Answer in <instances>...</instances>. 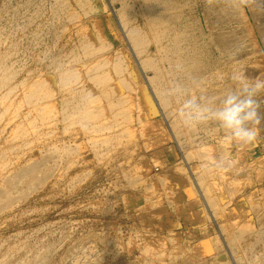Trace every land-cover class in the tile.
<instances>
[{
    "label": "bare ground",
    "instance_id": "6f19581e",
    "mask_svg": "<svg viewBox=\"0 0 264 264\" xmlns=\"http://www.w3.org/2000/svg\"><path fill=\"white\" fill-rule=\"evenodd\" d=\"M197 1L0 0V264H167L195 249L179 243L176 231L150 227L135 231L143 243L125 244L115 217L105 216L111 204L98 205L99 221L86 224L78 212L90 203L62 201L88 196L96 158L124 181L123 203L142 184L143 208L152 207L157 184L179 205L167 178L177 168L154 175L144 153L134 154L139 139L152 143L158 115L184 161L199 162L187 171L213 219L209 146L192 139L179 108L190 96L219 101L237 87L236 73L264 79V11H229L223 0L200 10ZM177 84L186 95L170 96ZM144 108L155 114L150 120ZM212 124L201 123L209 137L217 134ZM232 144L235 156L250 158L248 171L263 169V146L254 142L245 153ZM119 191L107 199L116 201ZM142 218V226L155 225L152 214ZM258 220L257 227L251 220L233 225L234 235L223 239L230 261L202 263L264 264V215ZM123 245L137 250L127 260Z\"/></svg>",
    "mask_w": 264,
    "mask_h": 264
},
{
    "label": "rangeland",
    "instance_id": "374dc122",
    "mask_svg": "<svg viewBox=\"0 0 264 264\" xmlns=\"http://www.w3.org/2000/svg\"><path fill=\"white\" fill-rule=\"evenodd\" d=\"M197 3L200 9V6L208 4V0H198ZM146 93H148L150 103L155 106L151 92L148 90ZM256 99L260 102L261 115L264 116V91L259 93ZM140 111L141 110L137 108V115H139ZM142 111L144 112L142 113V116H145L147 120H150L155 115L150 109L148 112L145 108ZM155 116L156 119L153 117L155 123L151 124L154 131V135H151L153 138L152 143L148 146V138L139 139L136 141V145H138L137 147L140 146V148L138 149L139 151L135 149L134 154L144 153L145 164L149 168V171L154 175L162 173L163 171L171 172L175 167L177 168L173 174L171 173V175H167V178H170L169 181L173 183L175 188L178 187V193L176 192V194L178 195L177 202L179 205L175 206L174 204L169 203L167 200V194H165V192L163 193L160 185L157 184L156 186L154 184V187L152 185L154 191H152L151 194L157 201L152 207L146 209L143 208L144 203L146 204L147 202L138 194L140 190H143L142 184L132 186V193L127 197V203H123L120 201L122 196L118 188L124 184V181L120 179L117 173L113 174L110 168L100 167L95 161L96 158H93V163L97 169H95L91 176V179H93H90L92 187H85L84 189L88 196L79 198V196L76 197L75 195H70L69 198L67 196V199L62 202H69L73 206L81 202L90 203L91 205H89V207L81 208L82 210L78 212L79 216L83 218L86 224L89 222L92 223L93 221H99L96 220L100 215L96 210L98 205L111 204V210L107 212L105 216H107V218H111V215L115 217L114 224L118 227L120 238L125 244L127 242H135L138 245L143 243L142 238L138 237L135 231L143 232V229H147V227H150L149 229L151 232L153 231L161 234L176 231V233H178L179 243L185 244V242L189 241L194 244V250L188 251L187 248L183 249L185 254L182 256V260L177 259L176 262H169V260H167V264H203V260L209 257H222L230 261L223 245L225 238L229 241V237L234 235L232 230L233 225H239L251 220L257 227L259 225V217L264 215V164L262 170L258 164L254 172L252 170L248 171L247 164L251 163L250 158L246 155L242 157L235 156L233 151L234 145L225 139L224 133L218 130L217 125L215 126L212 124V130L216 128L217 134L209 137L206 133H203L205 131H203L204 127L201 124H188V127H191L190 130L195 131L190 133L192 139H199L197 140L199 142L204 139L202 146L204 144L209 146L206 150V152L210 151L209 153H206V164L210 169L207 173V180L209 179L212 185H214H211L212 190L210 194L215 199L214 202L216 204V206L211 205L212 208L208 207L212 213L213 219H211L206 206H204L205 203L208 202L203 201L200 196L201 193L199 194L198 188L189 177L187 171L189 165L198 166L199 162L188 159L184 161V154L179 151L177 144L171 141L170 136L167 133V126H165V123L161 120L160 116ZM263 122L264 120H262L260 126L261 131L255 141L256 144L263 146L262 148H264ZM251 146L252 144L240 148L247 153ZM218 148L221 152L216 150ZM221 159L225 161L228 160L225 170L211 169V161ZM210 174L211 176H209ZM115 182L116 184H114ZM225 184L227 185L225 186L226 188L224 187ZM201 189L206 195V198H208L205 190L203 188ZM201 189L200 191L202 192ZM116 190L119 191L118 199L111 202L107 199V195L109 192ZM126 191L128 194L130 190ZM142 196H144V192ZM191 196L193 197L192 199ZM194 199H196V201ZM92 206L95 207L92 208ZM251 206L254 207L251 208ZM147 213L154 216L152 221L155 225L152 226L151 223L150 225H141V221L147 220L142 218V216ZM94 223L98 224L99 222ZM158 223H160V227H157ZM257 223L258 225H256ZM84 227L86 228V226ZM195 240L197 242H195ZM196 244H198V247H195ZM239 244L243 245V242L240 241ZM123 247L125 249L122 250V260L129 259L137 251L135 248L129 250L127 245H123ZM121 264H126V261L121 262Z\"/></svg>",
    "mask_w": 264,
    "mask_h": 264
},
{
    "label": "clouds",
    "instance_id": "9594fccd",
    "mask_svg": "<svg viewBox=\"0 0 264 264\" xmlns=\"http://www.w3.org/2000/svg\"><path fill=\"white\" fill-rule=\"evenodd\" d=\"M208 3H213V0H208ZM223 4L226 10L233 12L245 8L264 11V0H223ZM232 79L237 87L228 90L219 101L214 96H190L183 101L179 114L186 124L214 121L229 143L243 148L253 144L261 131L264 116L261 115L260 102L256 97L264 91V79L252 81L243 73L234 74ZM180 95H186V90L177 84L170 96ZM227 163L222 159L212 160L210 167L225 170Z\"/></svg>",
    "mask_w": 264,
    "mask_h": 264
}]
</instances>
